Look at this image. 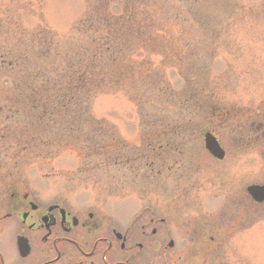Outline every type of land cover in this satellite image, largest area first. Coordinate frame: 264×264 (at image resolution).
Returning a JSON list of instances; mask_svg holds the SVG:
<instances>
[{
  "label": "rangeland",
  "instance_id": "1",
  "mask_svg": "<svg viewBox=\"0 0 264 264\" xmlns=\"http://www.w3.org/2000/svg\"><path fill=\"white\" fill-rule=\"evenodd\" d=\"M93 1L0 0V183L25 171L120 216L178 200L184 216L235 217L246 186L264 183V137L241 134L264 123V0H108L117 15L132 3L148 26L140 49L129 50L139 72L91 101L103 123H72L67 132L61 123L27 132L5 123L21 76L15 57L27 56L34 69L88 57L95 32L87 38L79 27ZM205 130L225 148L222 161L207 153ZM91 132L99 136L86 144ZM260 225L264 248V216ZM233 232L229 250L238 247L241 231Z\"/></svg>",
  "mask_w": 264,
  "mask_h": 264
},
{
  "label": "flooded vegetation",
  "instance_id": "2",
  "mask_svg": "<svg viewBox=\"0 0 264 264\" xmlns=\"http://www.w3.org/2000/svg\"><path fill=\"white\" fill-rule=\"evenodd\" d=\"M241 132L264 137V123H248ZM10 172L0 183V264H264V201L247 190L259 183L246 186L235 217L213 221L182 215L178 200L150 201L120 216L25 171ZM233 229L241 233L238 247L229 250Z\"/></svg>",
  "mask_w": 264,
  "mask_h": 264
},
{
  "label": "trees",
  "instance_id": "3",
  "mask_svg": "<svg viewBox=\"0 0 264 264\" xmlns=\"http://www.w3.org/2000/svg\"><path fill=\"white\" fill-rule=\"evenodd\" d=\"M125 4L117 15L110 11L108 0L91 3L89 12L80 22L83 29L79 27L87 38L91 32H95L90 41L95 46L90 47L88 57L79 54L69 58L68 55L59 63L41 64L42 67L34 69L27 56H16L15 62L21 68V76L13 85V96L9 99L12 112L5 123H19L22 129L26 127V132L27 128L46 126L49 122L61 123L63 132H67L68 125L73 127L72 123H103L90 114L94 96L98 93L119 92L143 65L132 60L129 50L133 48L136 52L140 49L146 33L144 28L148 24L143 25L144 19L132 3L126 1ZM132 41L134 44H131ZM223 120L219 118V121ZM96 135L99 136L95 132L86 134V144ZM19 141V147H26V143ZM85 146L83 150L86 152L85 148L89 147ZM98 146V149L103 147ZM186 159L191 160L189 156Z\"/></svg>",
  "mask_w": 264,
  "mask_h": 264
},
{
  "label": "water",
  "instance_id": "4",
  "mask_svg": "<svg viewBox=\"0 0 264 264\" xmlns=\"http://www.w3.org/2000/svg\"><path fill=\"white\" fill-rule=\"evenodd\" d=\"M205 141H206V147L209 149V151L214 154V156L218 158H223L224 151L219 146L218 142L214 138V136L210 133H207L205 135ZM249 191L252 193L253 197L257 199L258 201L264 200V186H251L249 188Z\"/></svg>",
  "mask_w": 264,
  "mask_h": 264
}]
</instances>
